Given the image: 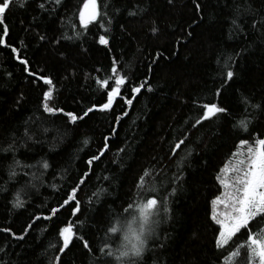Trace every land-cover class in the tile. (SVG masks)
I'll use <instances>...</instances> for the list:
<instances>
[{"label": "trees", "instance_id": "obj_1", "mask_svg": "<svg viewBox=\"0 0 264 264\" xmlns=\"http://www.w3.org/2000/svg\"><path fill=\"white\" fill-rule=\"evenodd\" d=\"M96 4L99 15L87 27L79 21L84 0H13L3 15L0 35L6 25V45L18 52L0 45V229H11L0 230V264H255L246 246L237 249L247 239L243 229L217 248L211 201L228 191L220 181L234 178L222 170L246 160L248 148L264 139V0ZM114 75L127 77L123 99L70 122L64 113L82 115L106 101L97 81ZM49 88L47 103L64 113L44 111ZM209 103L227 112L196 124ZM77 185L72 215L74 201L60 206ZM17 194L22 207L13 206ZM152 197L158 203L143 252L117 259L130 247L127 222ZM216 210L218 218L226 211L222 204ZM69 222L74 236L61 252L59 229ZM113 226L120 230L109 232Z\"/></svg>", "mask_w": 264, "mask_h": 264}, {"label": "snow or ice", "instance_id": "obj_2", "mask_svg": "<svg viewBox=\"0 0 264 264\" xmlns=\"http://www.w3.org/2000/svg\"><path fill=\"white\" fill-rule=\"evenodd\" d=\"M13 0H0V25H3V15L4 13L10 8ZM60 0H56L58 4ZM22 6V0H21ZM43 7V5H40ZM197 9L199 6L197 5ZM99 13L97 12L96 7V0H84V5L79 11V21L81 26L87 27L88 24L92 23L97 19ZM130 15H134V13H130ZM235 23V21H233ZM103 27V25H101ZM153 32H156L157 29L153 28ZM8 34V28L6 25L3 26V35H0V45H5L7 47H11L13 53H17L18 49L12 47L11 45H6L4 36ZM43 39V37H41ZM98 42L101 45L107 46L109 43L108 38L105 35H100ZM157 55H160L157 53ZM22 65H24V71H29L28 68V61L26 59H21L20 56L17 55L16 57ZM114 73L117 72L115 67V61H113V69ZM32 74V73H30ZM34 75V74H33ZM234 73L232 71H227L226 76L228 79L233 77ZM40 79L44 81L45 84L51 85V79L47 77L41 76ZM109 81H114L113 84H110ZM98 84L101 85L102 88L106 89V101L99 106L93 105L89 107L86 111L83 112L82 115H76L72 112L64 113V110L61 108H53L50 107L47 103L48 100L51 99L52 96V89L49 88L48 91L43 93L44 101L43 104L44 111L48 113L55 114L56 112L64 113L69 119L70 122L75 123L77 120H82L84 117L88 116L90 112H92L97 107L99 110H109L113 106V102L118 98H122V87L127 83V77L121 75H114L109 77L105 80H98ZM144 85L141 84L139 86H134L131 88V94L133 96L141 91V88ZM151 90V89H149ZM218 94V93H217ZM133 102L132 99H124V103L127 105H131ZM203 114L202 116L196 120V124L201 123L202 120L211 118L218 113H225L227 112L226 108L218 106L216 103H209L204 104L203 106ZM119 120V117H117ZM239 125L247 130V122L244 120L239 121ZM107 139V138H105ZM85 143L87 141L85 140ZM184 143L183 140L179 141L175 144V149H179L181 145ZM256 147H249L247 150V159L246 160H238L236 165H234L231 169H223L222 171H231L235 173L234 178L227 182L225 180H221L220 182L225 185L228 189L222 196L215 197L211 203L213 205L211 219L218 225H220L219 232L215 238L217 248H223L229 245V243L233 240V237L236 236L242 229L247 233V239L244 245H238L239 247H247L249 251L250 260L252 258H258L259 264H264V139H257L255 141ZM241 145H247L248 142L241 140ZM108 148L107 143H105L104 147L99 150V155H93L90 157L86 163L88 165H92L93 161L100 159V156L104 154ZM236 155V154H234ZM43 167L47 168L48 164L44 163ZM10 175H15L14 172L10 173ZM87 176V173L84 174ZM148 175V171L145 170L144 175L140 177V181L144 180V176ZM217 179H220L218 176ZM83 179H81L80 183H83ZM142 187V184L140 185ZM79 185L77 187H73L71 191L68 193L67 199L64 200V205L69 204V202L74 201L76 203V208L72 209V215H75L76 212L79 210V201L76 200V192ZM95 195V193H94ZM157 200L152 197L146 199L143 203L137 205L138 215L133 216L131 220L127 222L126 230H125V240L129 241L130 247H127V250L121 251L117 259L120 257L128 256L129 253L133 256H140L144 249L145 239L144 233L149 229L146 228V225L150 223V217L153 214V209L157 205ZM222 204L225 206L226 211L220 214L218 218L216 205ZM14 207H22L23 202L19 198V194H17L16 200L13 204ZM132 205H129L131 208ZM59 209L53 208L52 214L54 215ZM50 218V217H46ZM38 219V217H37ZM259 226V231L253 233L251 231L252 225ZM31 225H28L30 228ZM74 225L69 222L65 226L59 229V236L62 239V247L60 251L63 252L69 246V243L74 236L73 231ZM4 232H11L10 228L0 229ZM28 229L25 228V232ZM120 229L117 226H113L108 229L111 233H116ZM12 235L17 239H22L23 236H16L15 233ZM79 239L83 240V237ZM83 246L85 248L89 247L87 241H83ZM105 248L108 246L105 245ZM101 252L104 251L103 248L100 249ZM108 255H112L111 252L107 253ZM239 255L238 250L234 251L229 254L230 257ZM225 260L227 261L228 258L226 257Z\"/></svg>", "mask_w": 264, "mask_h": 264}, {"label": "rangeland", "instance_id": "obj_3", "mask_svg": "<svg viewBox=\"0 0 264 264\" xmlns=\"http://www.w3.org/2000/svg\"><path fill=\"white\" fill-rule=\"evenodd\" d=\"M254 262H255V264H259L258 258H254Z\"/></svg>", "mask_w": 264, "mask_h": 264}, {"label": "water", "instance_id": "obj_4", "mask_svg": "<svg viewBox=\"0 0 264 264\" xmlns=\"http://www.w3.org/2000/svg\"><path fill=\"white\" fill-rule=\"evenodd\" d=\"M96 7H97V12L99 13V10H98V6H97V4H96ZM98 17V16H97Z\"/></svg>", "mask_w": 264, "mask_h": 264}]
</instances>
